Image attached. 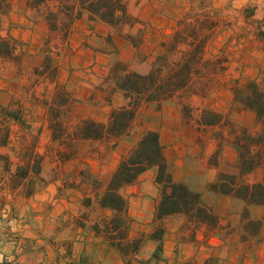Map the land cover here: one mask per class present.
I'll return each instance as SVG.
<instances>
[{
    "label": "crops",
    "instance_id": "0c3cea01",
    "mask_svg": "<svg viewBox=\"0 0 264 264\" xmlns=\"http://www.w3.org/2000/svg\"><path fill=\"white\" fill-rule=\"evenodd\" d=\"M8 1L11 13L0 27V264H264V227L259 237L241 239L245 225L261 219L264 208L205 189L217 170L230 167L224 163L217 168L209 166L219 141L208 134L210 148L199 144L198 129L212 128L202 125L199 115L186 120L179 107L164 106L161 111L144 107L109 161L93 153L98 142L82 140L76 144L74 166L67 170L71 164L59 161L61 146L51 137L47 111L40 102L55 83H35L31 70H15L10 58L13 53L1 51L2 43L10 41L21 45L24 56L36 59L42 54V34L36 30L39 23L31 8L25 0ZM216 1V7L222 8L230 0ZM234 2L242 21L231 25L228 36L234 49L246 54L249 64L261 67L264 0ZM186 5V0H129V13L138 20L135 27L141 33L136 45L107 25L89 21L87 14L73 22L72 35L55 65L59 81L75 100L76 120L104 122L113 109L124 105L118 93L111 102L107 100L113 88L108 80L112 65L120 62L129 71L148 73ZM244 11L249 16H244ZM91 29L95 35L90 36ZM225 94L229 106L234 104L231 92ZM236 107L254 120L252 111ZM146 131L159 132L172 179L200 192L220 218V227L212 235L205 226L197 227L180 215L157 220L159 185L156 169L151 168L120 190L128 202V237L144 235L146 240L138 251L123 256L97 230L110 217L109 211L100 209L97 196L109 183L119 158L128 154ZM226 148L233 161L234 149ZM162 222V252L155 260L158 242L150 236Z\"/></svg>",
    "mask_w": 264,
    "mask_h": 264
},
{
    "label": "trees",
    "instance_id": "16d2710c",
    "mask_svg": "<svg viewBox=\"0 0 264 264\" xmlns=\"http://www.w3.org/2000/svg\"><path fill=\"white\" fill-rule=\"evenodd\" d=\"M45 0H36V4ZM69 3V0H62ZM75 14L68 17L67 25L83 14L88 15L91 22H100L111 29L121 30L124 26H132L135 19L128 13L125 0H77ZM64 9H68L67 6ZM10 10L8 0H0V19ZM185 23V22H183ZM182 25V24H181ZM176 31L171 42L166 45V51L159 56V62L147 74L128 72L121 64H116L111 70V80L114 82V92L121 94L125 104L113 109L106 122L92 119L76 120L73 116V99L62 84H55L49 100H44L47 111L48 125L51 137L68 150L59 152L62 158H69L75 153L78 141L90 140L107 143L112 152L118 142L127 137L134 122L144 107L160 110L163 104L180 93L186 92L199 70L204 55L205 36L200 34V27L185 24ZM191 32L189 35L187 32ZM126 37L133 45L137 41L133 35ZM182 47V48H179ZM179 50V57L172 59ZM122 70H116L117 67ZM234 101L243 108L254 113L253 127L239 126L227 119L229 125L228 142L236 152V173L218 172L213 181L208 182L205 189L219 196H229L239 199L248 205H258L264 208V182H251L249 175L264 165V83L249 81L245 86L234 90ZM212 118L219 117L215 112H209ZM204 126H214L218 121L201 118ZM75 121L72 128L66 122ZM65 122V123H64ZM218 150L215 152V155ZM220 153V152H219ZM217 158L209 161V165L217 167ZM214 160V161H213ZM155 168V181L159 185V203L156 207V219L162 221L171 215H180L197 227L205 226L211 234L220 227V218L212 207L206 204L200 192L190 188L184 182H176L167 170V159L157 131H146L139 142L124 156H121L109 183L97 196L100 209L110 212L101 230L110 245L123 256L138 251L144 244V235L130 239L128 231L130 218L128 202L120 190L137 182L145 171ZM90 200V199H89ZM264 226V216L261 219L250 220L241 234L242 240L258 236ZM165 228L159 227L150 239L156 240L158 246L153 253V259L158 260L162 252V239ZM146 241V240H145ZM208 264V263H206Z\"/></svg>",
    "mask_w": 264,
    "mask_h": 264
},
{
    "label": "rangeland",
    "instance_id": "374dc122",
    "mask_svg": "<svg viewBox=\"0 0 264 264\" xmlns=\"http://www.w3.org/2000/svg\"><path fill=\"white\" fill-rule=\"evenodd\" d=\"M125 1L127 4V11L129 13L128 10L129 0H125ZM25 2L27 6L31 8V11L33 12L32 13L33 17L37 20L39 24H42V25L38 24V28H36L38 34H42V38H41L42 54H39L38 58L36 59L30 58L27 55L24 56V54L21 52L22 50L21 45L10 41H6L2 43L1 51L7 55L13 53L14 55L10 58L15 64V70H31L32 75L35 77L34 80L35 83H39V84L46 83V85L47 84L51 85V83L53 82L55 84L57 83L62 84L65 87V85L61 83L58 79V66L55 65L56 63L55 59L56 57L57 58L59 57V54L61 52H64L65 44L68 43L72 35V24L75 20H78L75 19L71 25L69 26L67 25L68 22L67 16L70 15L72 16L73 14H75L76 11V8L74 10H70L69 7L70 6L76 7L77 0H69L68 4L63 2L62 0H45L44 2L39 4H36V0H25ZM186 2L187 5L185 7H181L182 8V11H180L181 16L176 21L175 31L172 33L168 43L172 41L173 36L175 35L176 31L179 30V27L184 28L183 26L185 24L186 25L194 24L196 27L199 26L200 34L205 36L206 39L204 45V55H203L204 62L198 66L199 70L197 71V74L194 76V80L190 88L186 90V92L180 93L176 95L174 98L166 101L163 104L162 108L156 111H161L164 106L179 107L183 117L186 120L192 119L193 114L199 115L200 118H202L204 114L205 118H207L208 120L218 121V124L212 126V128H207L203 130L198 129L197 131L198 141L199 144L206 150L210 148L209 146L210 144L207 138L208 134H211V136H213L215 140L219 141L217 144V148L215 149V152L218 150V153L215 155L214 152L210 160L215 157L217 158L216 160L218 161L217 167L219 166V163L220 164L224 163L222 164L223 166L230 168H225L224 171L217 170L216 174L218 172L235 174L236 156L235 159L231 161L230 160L231 155L227 152V148H226L228 146L232 147V145H230L227 139L231 137L229 136L230 127L227 124V119H230L232 122L236 123L239 126L253 127L255 124V117L254 120H252L251 117H249V115L247 114V112L240 110L239 108L236 107L238 104L235 103L234 101V90L237 87L245 86L249 81L252 80L259 83H264V65L257 68L256 66L249 64L248 60L245 59L246 54L244 55L243 52H242L243 54H241L239 53V49L237 50L234 49L235 45L232 44V38L228 36V33L231 31L230 27L232 24H235L238 21H242V14L240 13V9L237 8V3H235L234 0H230L229 3L227 5H224V7L222 8L216 7L219 4L216 0H186ZM65 6H67L68 8L67 10L64 9ZM10 13H11V5L9 12L0 19V27L5 21V19L10 15ZM243 15L249 16L248 11H244ZM132 17L135 19V23H137L138 20L134 16ZM135 23L132 26H124L121 30H117V29H112V30L114 33H121L125 36L127 34L133 35L135 39L138 40V38L141 37V33L139 29H136ZM43 25L46 26L45 29H43ZM91 31L92 33L90 34V36L95 35L92 29ZM190 33L191 32L189 31L186 34L189 35ZM168 43L163 45L164 47L163 53L166 51V45ZM179 50L180 49H178L174 53L172 59H177L179 57V53H178ZM14 51H16V53H14ZM163 53H161L160 55H162ZM159 56L152 63L151 68L158 64ZM252 62L254 61L252 60ZM116 64H121L122 68H125L127 70V65L120 62H115L112 65L111 70L115 67ZM122 68L119 66L116 68V70H122ZM127 71L133 72L129 70ZM108 80L111 81L110 82L112 83L111 87H113L112 92H110L107 98V100H109L108 102H111L113 100L114 95L117 94L118 92H114V82L113 80H111V75H109ZM218 89L219 91H217ZM53 91H54V87L53 90L52 89L50 90V93L48 95L46 94L43 97L41 96L40 99L41 105L45 107L44 100L46 99L49 100L53 94ZM227 91H230L233 96L234 104H232L231 106H229V99L227 97L228 95L225 94ZM69 96L71 97L70 94ZM73 102H74L73 105V114H74V106H75L74 99ZM209 112H215L219 114V117L212 118V115L211 116L208 115L210 114ZM77 120H81V119H77ZM107 120L108 118L104 122H106ZM136 121L137 118L135 122ZM73 123H75V121L73 120L72 121L70 120V123L66 122L67 126L71 128ZM59 145L61 146V149H59L58 152L68 150L65 145H61L60 143ZM98 146L93 149V153L96 156L101 157V159L108 158L109 161L110 157L115 152V149L111 152L109 150L108 144L103 142H98ZM75 149H76V145L74 150ZM58 157H59V161L62 162L63 164H67V163L71 164L76 159V150L74 155H72L69 158L66 159L62 158L59 154ZM73 166H74L73 164L68 165L67 170H69ZM217 167H213V168H217ZM229 171H232V173ZM248 178L249 181L251 182H260V181L264 182V165L259 167L253 173H251ZM161 226L165 228L162 222L161 225L157 226V229ZM260 233L261 230L259 231L258 237ZM256 237L257 236H251L248 238H256ZM142 241H144V243L146 242L145 239Z\"/></svg>",
    "mask_w": 264,
    "mask_h": 264
}]
</instances>
